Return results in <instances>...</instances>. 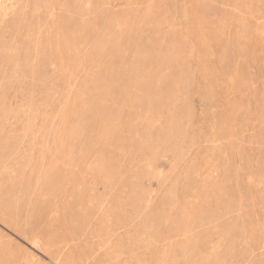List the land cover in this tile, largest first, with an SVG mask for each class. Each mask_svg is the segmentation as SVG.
I'll list each match as a JSON object with an SVG mask.
<instances>
[{"label": "rangeland", "instance_id": "1", "mask_svg": "<svg viewBox=\"0 0 264 264\" xmlns=\"http://www.w3.org/2000/svg\"><path fill=\"white\" fill-rule=\"evenodd\" d=\"M264 0H0V264H261Z\"/></svg>", "mask_w": 264, "mask_h": 264}, {"label": "snow or ice", "instance_id": "2", "mask_svg": "<svg viewBox=\"0 0 264 264\" xmlns=\"http://www.w3.org/2000/svg\"><path fill=\"white\" fill-rule=\"evenodd\" d=\"M241 264H244V262H241ZM261 264H264V261H261Z\"/></svg>", "mask_w": 264, "mask_h": 264}]
</instances>
